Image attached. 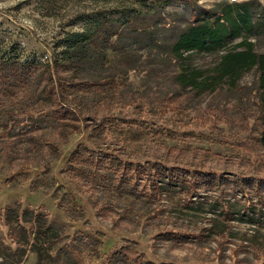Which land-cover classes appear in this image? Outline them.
Instances as JSON below:
<instances>
[{"label": "rangeland", "instance_id": "374dc122", "mask_svg": "<svg viewBox=\"0 0 264 264\" xmlns=\"http://www.w3.org/2000/svg\"><path fill=\"white\" fill-rule=\"evenodd\" d=\"M190 9L184 0H0V60L61 62L74 33L120 28L63 72L117 82L102 100L104 122H90L106 128L0 117V264H264L259 71L235 87L184 90L181 64L214 68L241 41L175 60ZM163 14L172 26H161ZM251 40L264 53V36ZM166 99L179 108L163 110ZM193 171L225 185L190 193Z\"/></svg>", "mask_w": 264, "mask_h": 264}, {"label": "trees", "instance_id": "16d2710c", "mask_svg": "<svg viewBox=\"0 0 264 264\" xmlns=\"http://www.w3.org/2000/svg\"><path fill=\"white\" fill-rule=\"evenodd\" d=\"M184 1L191 9L184 29L171 45L175 60L183 63L185 53L213 52L237 39L241 41L228 49L214 68L205 69L187 63L181 64L175 77L176 82L188 91H213L225 83L235 87L246 71L256 67L262 89L259 96L261 127L259 142L264 149V53H258L251 40L252 37L264 36V5L259 0L221 1L213 7L202 8L192 4L190 0ZM136 13L133 27L142 24L141 13ZM160 22L163 28L173 24L172 18L165 14L161 16ZM120 25L123 27L125 24L120 22ZM119 29L99 24L92 33H74L61 62L42 63L35 58L9 61L2 58L0 117L6 116L10 123L35 122V119L38 120L40 117H50L61 128L77 132L81 126H86L90 134L98 133L100 126L106 128L104 123L95 127L90 122H104L102 115L105 109L102 108V100L106 98L109 90L116 89L117 82L112 78L83 81L69 77L63 72L67 69L66 66L75 62L76 56L79 57L87 48L92 47L96 51L101 45L107 46V43L118 37ZM136 29L138 32L147 30ZM153 39L159 44L157 37ZM163 102V110L179 108L173 100L166 99ZM164 169L169 172L172 168ZM198 174L197 177L194 171L191 172L190 193L196 192L194 189L213 184L216 180L219 187L225 185L224 181L213 177V173ZM239 184L242 183H236L237 186H240ZM153 189L156 190L157 187Z\"/></svg>", "mask_w": 264, "mask_h": 264}]
</instances>
